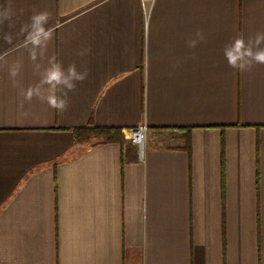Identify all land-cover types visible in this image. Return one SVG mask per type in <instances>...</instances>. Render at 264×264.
<instances>
[{
    "label": "crops",
    "instance_id": "0c3cea01",
    "mask_svg": "<svg viewBox=\"0 0 264 264\" xmlns=\"http://www.w3.org/2000/svg\"><path fill=\"white\" fill-rule=\"evenodd\" d=\"M21 7L3 31L47 10L60 27L46 56L90 71L61 114L23 101L0 62V264H264V65L234 71L223 56L264 31V0ZM197 29L206 41L189 49ZM0 54L22 55L20 85L36 83L26 51L0 39ZM92 124L122 142H76ZM141 124L143 146L126 136Z\"/></svg>",
    "mask_w": 264,
    "mask_h": 264
},
{
    "label": "clouds",
    "instance_id": "9594fccd",
    "mask_svg": "<svg viewBox=\"0 0 264 264\" xmlns=\"http://www.w3.org/2000/svg\"><path fill=\"white\" fill-rule=\"evenodd\" d=\"M25 12L26 9L23 7L18 11L14 10L13 0H6V3L0 4V39L12 45L16 51L27 52L33 66V74L38 76V80L27 88L21 87L18 77L23 68L22 55L9 63L7 54H0V62L8 67L12 86L21 88L23 101L30 103L35 98L62 114L69 107V94L76 92L77 85L88 79L90 69L86 64L78 68L76 62L65 67L55 56H46L48 45L54 39V32L60 27L59 24L50 25L52 14L47 10L38 11L33 8L28 21L21 24L15 35L11 31H3L6 23L11 29L14 26L13 18L17 15L23 16ZM14 39L17 41L15 44ZM205 41L204 31L197 29L186 41V46L194 50ZM90 52V47H84L77 55L83 57ZM193 56L194 52L188 58ZM223 56L227 66L234 71L246 72L251 71L256 65H264V31H257L254 35L247 36L243 33L238 34L225 44ZM183 62L177 59L171 65L172 69H178ZM20 107H23V103Z\"/></svg>",
    "mask_w": 264,
    "mask_h": 264
},
{
    "label": "trees",
    "instance_id": "16d2710c",
    "mask_svg": "<svg viewBox=\"0 0 264 264\" xmlns=\"http://www.w3.org/2000/svg\"><path fill=\"white\" fill-rule=\"evenodd\" d=\"M76 142H90L92 144H98L101 142H122L123 132L119 128L114 127H98L95 125H89L86 127H79L72 129ZM190 132V131H188ZM186 150L191 153L192 146L191 141L188 139L186 142Z\"/></svg>",
    "mask_w": 264,
    "mask_h": 264
},
{
    "label": "built area",
    "instance_id": "2783aa9c",
    "mask_svg": "<svg viewBox=\"0 0 264 264\" xmlns=\"http://www.w3.org/2000/svg\"><path fill=\"white\" fill-rule=\"evenodd\" d=\"M149 134V127L146 124H141L131 128L126 132V136L134 143L143 146Z\"/></svg>",
    "mask_w": 264,
    "mask_h": 264
}]
</instances>
